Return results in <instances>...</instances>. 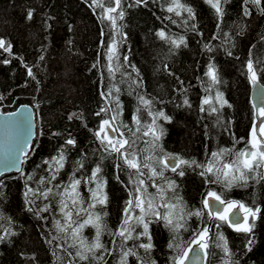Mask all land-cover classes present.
<instances>
[{
	"label": "trees",
	"instance_id": "trees-1",
	"mask_svg": "<svg viewBox=\"0 0 264 264\" xmlns=\"http://www.w3.org/2000/svg\"><path fill=\"white\" fill-rule=\"evenodd\" d=\"M181 2L193 8L196 17L189 21V25L195 23L196 31L184 24L187 13L177 16L167 11L171 0H146L142 4L123 0L125 15L123 20L117 21L119 32L111 27L110 22L100 19L101 10L90 7L91 0H0V37L12 44L11 54L0 50V97H3L0 110L9 112L28 103L37 116V135L22 172L0 178V235H5V229L14 233L0 241V264H68L70 258L62 248H56L64 241L48 243L57 235L53 217L61 219L58 205L54 204L50 212L40 214L48 219H40L25 205L24 192L26 183L35 188L41 177L49 175L44 161L57 156L70 136L75 138L76 145L64 148V168L52 183L59 182L63 187L73 172L77 178H86L99 163L109 201L103 210L98 205L93 211L102 215L109 229L114 230L119 224L125 201L132 190L129 170L115 154L105 151L94 135L101 120L109 118L112 112L100 116L95 113L101 107L115 109V101L106 104L100 95L110 84L120 88L118 96L122 114L114 126L119 127L126 138L130 134L122 124L135 128L132 117L137 114L138 107L141 108L142 124L152 120L148 110L139 104L137 94L152 101L151 111H163L171 117L170 121L157 120V125L165 130L155 153L159 157L180 156L207 164L212 151L233 148L234 140L243 137L244 140L235 144V149L245 147L254 124L250 99L252 81L246 65L249 59L253 61L258 80L264 84V16L253 7L252 15L244 17L243 0H228L218 29L216 13L205 0ZM29 9L33 10L31 20L26 18ZM161 30L172 39L183 36L186 46L174 48L167 39L157 35ZM112 39L119 42L121 72L131 73L133 80L142 81L139 88H130L128 77L122 76L121 72L115 74V79H110L107 46ZM205 44L212 51H208ZM229 51L231 55H228ZM5 59L11 62L2 63ZM210 62L216 67L220 83L205 91L210 81L204 74ZM129 65H134L138 74ZM26 66L32 68L35 79L28 76ZM217 91L231 105L220 110L219 125L216 123L217 114L209 116L200 111L206 96L213 97V106L219 107L214 100ZM185 98L191 107L183 105ZM204 107L208 108L207 105ZM72 113H77L80 118L69 120ZM144 130L142 128L138 133L142 137L138 148H145L144 142L152 140L151 135L142 136ZM147 154L141 153V157ZM81 160L84 167L78 168L76 162ZM117 163L123 170L115 167ZM155 166L157 170L161 167L158 163ZM184 171L185 175L179 176L166 169L164 175L176 182V193L183 198L185 211H200L202 215L186 217L187 230L181 229L179 233V250L167 247L171 233L163 223H153L150 230L155 247L151 259L156 264H173V257L190 247L196 233L207 226L210 239L206 264H222L223 253L215 246L219 234L227 239L237 264H264V180L259 183L250 180L247 187L226 188L222 182L209 183L211 174L201 176L200 168L185 167ZM28 176L33 180L28 181ZM157 182L163 183L159 179ZM45 186L39 185L41 188ZM94 186L82 182L79 191L85 201L90 195L88 188ZM148 190L156 191L152 187ZM209 191L216 192L222 200H238L248 207L261 208L255 220L254 235L249 237L253 241L250 246H247L246 234L238 233L229 223L216 218L212 220L208 215L203 201ZM46 203L48 201L37 200L32 207H43ZM104 211L107 216H103ZM74 219L83 222L87 215H74ZM249 222H252L251 217ZM82 232L89 241L95 237V228L91 225ZM101 240L106 247H115L107 232ZM131 243L128 242L129 246ZM68 251L74 253L75 249L69 248ZM139 252L143 255L142 249ZM117 259L116 252L106 256L107 264H116ZM128 259L129 264H135V257Z\"/></svg>",
	"mask_w": 264,
	"mask_h": 264
},
{
	"label": "snow or ice",
	"instance_id": "snow-or-ice-1",
	"mask_svg": "<svg viewBox=\"0 0 264 264\" xmlns=\"http://www.w3.org/2000/svg\"><path fill=\"white\" fill-rule=\"evenodd\" d=\"M205 2L215 11L218 19L217 28L219 29V21L222 20L225 14L224 5L228 3V0H205ZM135 3H146V0H135ZM89 6L94 9L99 8L101 10L100 19L110 22L111 27L119 32L120 25L117 24V21L123 20L125 15L123 0H91ZM253 7L259 15L264 16V0H243V16L250 17ZM167 11L170 13L174 12L177 16H180L182 12L187 13L188 18L184 20V24L190 26L191 30L196 31L197 26L195 23L189 25V21H194L196 17L191 6L182 3L181 0H171ZM32 17L33 10L29 9L26 18L31 20ZM157 35L161 39H167L174 48L186 46L183 36L178 39H172L171 37H167L163 30L159 31ZM225 36L227 37V33H225ZM215 38L214 36L213 39ZM118 43L116 39H112L107 46V71L110 79H115V74L121 72V68L123 67L119 64ZM204 47L208 51H212L208 44H205ZM0 50L11 54L12 44L7 42L3 37H0ZM228 55H231L230 51ZM40 59L43 60L44 57L41 56ZM127 60L128 58L125 56L124 61L127 62ZM10 62L8 59L2 61L4 64ZM246 66L250 73L251 81L255 83L258 76L253 61L249 59ZM93 67H96V65H93ZM129 67L133 71H137L138 74V70L135 69L134 65H129ZM26 68L28 76L35 79L32 68L27 66ZM165 68L167 69V65H165ZM121 75L128 77L130 81L129 87L133 88V90L140 87L142 81L133 80L131 73L121 72ZM204 75L210 81L205 91L220 83L218 72L213 63L210 62L207 65V71ZM119 92L120 88L116 84H110L106 91H101L100 95L106 104L115 101V109L101 107L95 113V115L100 116L102 113L107 114L112 112L109 118L101 120L99 129L94 133L104 150L110 154H115L129 170V183L132 185V190L129 191V199L125 201L121 220L114 230L108 228L99 212L93 211L98 205L103 210L109 201L108 195L104 191L106 182L101 176L102 167L99 163L96 164L91 174L86 178H77L75 172H73L69 178V182L64 184L63 187L59 182L56 184L52 183L57 180L60 170L64 168V161L66 160L64 148L76 145L75 138H71L70 134V138L65 141L64 146H61L58 155L53 156L51 160L44 161V164L48 165L49 175L41 177L36 182L38 186L35 188L28 183L25 184V205L28 206L29 211L34 212L40 219H48L47 216H41L40 214L48 213L52 210L54 204L58 205L61 219L53 217V228L57 235L48 240V243L52 244L53 240L64 241L62 244L58 243L56 248L64 250L70 258L68 264H79V262L107 264L106 256H111L114 252L118 253L116 264H129V257H135V264H156V261L151 259V252L155 245L150 230L151 225L156 222H162L164 227L171 233V239L167 247L179 250L181 248L179 233L181 229L187 230L185 227L186 217L191 215L200 216L202 213L200 211H185L183 198L176 193V182L164 175L166 169H170L179 176H184L185 167L200 168L202 169L199 173L201 176L211 174L208 176L209 183L222 182L226 188L237 185L247 187L250 180L256 183L264 180V122L259 125V128L253 125L244 148L235 149V144L244 140L241 137L239 140H234L233 148H220L217 151H212L207 164L197 162L195 159H184L180 156L165 155L159 157L155 153L160 147L158 141L164 135L165 130L162 126L157 125V120L170 121L171 117L167 116L163 111H151L152 101L145 98L144 95L137 94L139 104L143 109L148 110V115L152 117V120L151 123L142 124L141 115H139L141 108L138 107L137 114H134L132 117L135 125L134 129L128 125H123L121 122L122 126L127 128L130 134L126 138L124 132L120 131L119 127L114 126L118 116L122 114L118 96ZM262 98H264V94H262ZM0 99H3V97H0ZM214 100L218 103L219 107L213 106V97L206 96L202 100L200 111L207 112L209 116L217 114L216 123L219 125L221 123L219 112L225 105H228V102L223 99V94L218 91L215 94ZM183 105L191 107L187 98L183 100ZM205 105L208 108H205ZM228 107H231V105H228ZM258 111L260 116H264V107H261ZM10 115L15 116L16 113H11ZM74 118H80V116L77 113H72L68 117L69 120ZM25 119L26 116L22 115L19 117L17 123H23ZM142 128L145 129L142 132V136L147 137L151 135L152 140L144 142L146 144L145 148H138V144L142 138L138 133H141ZM109 130L114 135H109ZM54 135L58 134L54 133ZM19 151H23V148L21 147ZM144 152L148 154L141 157V153ZM227 157L232 158L226 159ZM18 160L19 157L10 155L6 160V167H17ZM76 163L78 168L84 167L82 160ZM156 163L161 165L159 170L155 166ZM53 164H55V167H53ZM115 167L123 170L120 163H117ZM213 176L215 179H212ZM158 179L162 180L163 183H158ZM27 180L32 181L33 177L28 176ZM117 180H119V176H117ZM149 181L151 182L150 184L148 183ZM82 182L86 185H95L88 188L90 195L87 201H85L84 196L79 191ZM39 185L47 186L41 188ZM149 187L156 189V191L150 192L148 190ZM54 189L56 190L54 191ZM207 196L211 197L213 201H218L219 204L224 205L223 211H209L208 215L215 216L221 222L229 223L236 232L246 234L247 246H250L253 241L249 237L250 235H254L255 220L258 214L261 213V208L259 206L251 208L244 204H238L236 201H224L214 191H209ZM37 200L48 201V203L44 204L43 207L36 206L33 208L32 205H35ZM85 204L86 207L84 206ZM203 206L204 208H209L210 202L207 198L204 199ZM212 206L216 207V205ZM233 209H238L244 213L243 223H240L238 218L230 219L229 214L233 212ZM137 210H139L138 213ZM82 214L87 215V219H84L83 222L74 219V215L80 217ZM107 215L108 213L104 211L103 216ZM233 215L235 214L233 213ZM249 217L252 218L251 223L249 222ZM8 219L9 221L11 220L10 217ZM89 225L95 228V237L92 241L84 237L82 232ZM219 227L220 225L218 224L217 228ZM209 231L207 226L200 229L190 242L191 244L198 245V249L185 248L179 256L173 257V264H184L185 260L188 259L189 252H193L194 258H200L201 250H203L206 256V250L209 247L208 241L210 239ZM105 232L112 237V243L115 245L114 248H108L102 242L101 237ZM12 235H14L13 232L5 229V235H0V241ZM69 241L71 242L69 243ZM129 241L132 242L131 246L128 244ZM215 246L223 253L221 257L222 264H237V261L234 259L235 253L229 247L228 241L223 234L217 235ZM69 248L75 249V252L68 251ZM141 249L143 250V255L139 252ZM53 254L55 255V252Z\"/></svg>",
	"mask_w": 264,
	"mask_h": 264
},
{
	"label": "water",
	"instance_id": "water-1",
	"mask_svg": "<svg viewBox=\"0 0 264 264\" xmlns=\"http://www.w3.org/2000/svg\"><path fill=\"white\" fill-rule=\"evenodd\" d=\"M262 94H264V84L258 79L255 83L251 82L250 99L256 111L255 125L257 128L263 122V116H260L258 111L261 107H264ZM11 113H16V115H10ZM22 115L26 116V119L23 123H17L19 117ZM109 134L114 135L110 130ZM36 135L37 116L30 104H21L15 110L9 112L0 110V178L11 173L18 174L22 172L24 161L32 151ZM21 147L23 151H19ZM10 155L19 157L17 167H6V160ZM207 199L210 202L208 211L216 212L224 210V205L219 204L218 201H213L211 197H207ZM232 201L241 204L238 200ZM212 205H216V207ZM229 216L230 219L238 218L239 222L243 223L244 213L242 211L233 209V212ZM214 218L215 216H211L212 220ZM190 247L198 249V245L196 244H192ZM206 258L207 256L204 255L203 250H201L200 258H194L193 252H189L188 259L185 260L184 264H206Z\"/></svg>",
	"mask_w": 264,
	"mask_h": 264
},
{
	"label": "flooded vegetation",
	"instance_id": "flooded-vegetation-1",
	"mask_svg": "<svg viewBox=\"0 0 264 264\" xmlns=\"http://www.w3.org/2000/svg\"><path fill=\"white\" fill-rule=\"evenodd\" d=\"M252 106H253V104H252ZM253 109H254V106H253ZM255 122H256V111L254 109V124L253 125H255ZM263 122H264V116H263ZM224 201H226V200H224Z\"/></svg>",
	"mask_w": 264,
	"mask_h": 264
}]
</instances>
